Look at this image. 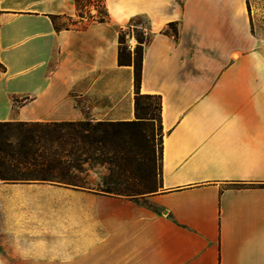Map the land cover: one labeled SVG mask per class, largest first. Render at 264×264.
Here are the masks:
<instances>
[{"label":"crops","instance_id":"obj_1","mask_svg":"<svg viewBox=\"0 0 264 264\" xmlns=\"http://www.w3.org/2000/svg\"><path fill=\"white\" fill-rule=\"evenodd\" d=\"M135 17L138 90L160 98L156 208L0 180V264H264V0H0V121L133 119L118 37Z\"/></svg>","mask_w":264,"mask_h":264},{"label":"trees","instance_id":"obj_2","mask_svg":"<svg viewBox=\"0 0 264 264\" xmlns=\"http://www.w3.org/2000/svg\"><path fill=\"white\" fill-rule=\"evenodd\" d=\"M140 18L143 17L133 18L127 31L120 29L118 37L119 65H133L136 112L140 109L149 110L146 105L139 107L140 98L155 96L140 94L138 90L143 50L150 40V34L144 36L142 28L137 26V23L141 22ZM169 27L177 36L175 23H169ZM129 30L135 31L134 36L138 42L133 52L128 50L125 44V35ZM3 70L4 66L0 63V71ZM156 97L159 99L160 121V98ZM137 122L139 121H0V180L3 182L54 181L91 190V187L86 186L88 183L78 174L71 173V170L82 171L84 164L117 166L128 163L130 130L138 124ZM102 184L104 188L99 189L100 191L115 193L107 176L102 177ZM126 192L125 195L137 194L136 185L129 184Z\"/></svg>","mask_w":264,"mask_h":264},{"label":"rangeland","instance_id":"obj_3","mask_svg":"<svg viewBox=\"0 0 264 264\" xmlns=\"http://www.w3.org/2000/svg\"><path fill=\"white\" fill-rule=\"evenodd\" d=\"M93 1L97 2L100 0ZM87 5L88 6L85 8L87 16L90 17V15H95V5ZM258 6L263 5L258 2ZM99 9L100 11L102 10V8L100 7ZM140 19L141 22L137 23V26L138 28H142V34L144 36H147V20L145 18ZM128 28L129 24L125 28H123V30L127 31ZM128 33H132L135 35V31L133 32L129 30ZM134 50L135 48L133 49V51ZM134 96L132 107L135 111ZM145 105L148 106V111L140 109L138 112L135 111V117L133 119L120 120L139 121L137 122L138 124H136L130 130L131 145L129 146L130 157L128 163L120 164L117 166H108L106 164H94L93 166H89L87 164H84V168L82 171L72 169L71 173L78 174L83 178V181H86L88 183L86 184V186L91 187V190L97 191H100L99 189L104 188V185L102 184V177L107 176L110 181V186L113 192H115L108 194L131 198L143 205H147L155 209L156 207L152 204L150 196L157 192L160 186L161 142L163 132L160 129L159 121V99L156 96H151L149 98H140L139 107L142 108ZM90 121L95 122L107 120ZM107 167H110V169H108ZM106 181L108 182V179ZM52 182L58 183L54 181ZM131 183L136 185L138 193L134 195H125V193H127L126 190ZM0 242H2L1 238Z\"/></svg>","mask_w":264,"mask_h":264},{"label":"built area","instance_id":"obj_4","mask_svg":"<svg viewBox=\"0 0 264 264\" xmlns=\"http://www.w3.org/2000/svg\"><path fill=\"white\" fill-rule=\"evenodd\" d=\"M123 30V29H122ZM125 44L128 50H130L131 52L133 51V49L136 47V45L138 44L134 34H130L127 33L125 35Z\"/></svg>","mask_w":264,"mask_h":264}]
</instances>
